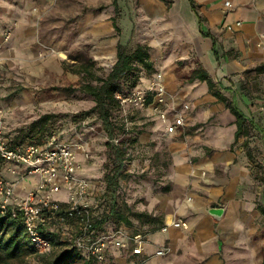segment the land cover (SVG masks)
I'll return each instance as SVG.
<instances>
[{
  "label": "crops",
  "instance_id": "obj_1",
  "mask_svg": "<svg viewBox=\"0 0 264 264\" xmlns=\"http://www.w3.org/2000/svg\"><path fill=\"white\" fill-rule=\"evenodd\" d=\"M110 1L114 10L123 4V0L115 4L104 0ZM129 1L137 8L134 20L138 18L149 26L146 45L151 48L156 35L170 33V40L187 48L183 54L195 57L188 72L205 70L224 100L212 95L206 82H187L180 77L188 72L177 77L166 72L163 78L167 85L168 121L172 122V109L186 104L189 111L185 126L176 134L169 135L162 124L157 125L167 140L171 158L169 191L159 196L157 210L164 224L180 217L188 228L154 232L149 235L144 255L131 256L127 251L125 255L150 257L157 246L165 244L171 261L181 258L196 264H261L264 72L255 69L264 67V48L257 46L259 35L264 34V0H193L195 10L190 0ZM224 1L231 6L225 8ZM89 20L91 17H86L80 27ZM112 29L116 31L104 25L103 31L90 33L89 54L99 65L113 64L117 45L125 46L130 38L128 35L123 41L121 33ZM139 40L138 44L145 42ZM229 107L236 108L244 120L237 137L236 117ZM151 119L157 121L155 117ZM211 208L223 210L220 220L208 215Z\"/></svg>",
  "mask_w": 264,
  "mask_h": 264
},
{
  "label": "rangeland",
  "instance_id": "obj_2",
  "mask_svg": "<svg viewBox=\"0 0 264 264\" xmlns=\"http://www.w3.org/2000/svg\"><path fill=\"white\" fill-rule=\"evenodd\" d=\"M106 11L110 12L103 17ZM136 11L129 0L119 3L116 10L111 1L105 3L104 0H0V110L7 129L19 136L43 114H55L46 128H61L60 131L70 135L73 141L80 138L90 151L84 160L85 171L91 169L87 175L96 180L95 194L101 195L100 199L105 202L100 210L107 214L115 203L117 211L132 221L130 227L149 239L150 234L161 232L164 225L157 208L159 196L164 194L162 189L168 186L171 165L167 140L157 126L162 123L152 120L146 110L121 107L117 116L124 124L126 134L111 141L114 144L121 142L126 150L125 171L115 195H108L104 181L108 138L97 115L90 112L93 102L88 96L63 90L67 84L80 81V76L65 72L63 66L90 65L93 61L89 54L92 47L90 33L103 31L104 25L112 28V18L119 29L118 32L112 29L113 32L121 33L123 41L126 36L130 37L125 45L127 49L131 50L139 39L146 45L149 26L140 23L138 18L134 20ZM88 16L91 20L81 28L80 24ZM6 33L11 35L9 40H5ZM170 39V33L156 35L154 46L149 49L155 72L139 89H148L151 82L161 76L167 91L163 78L166 72H173L177 77L188 72L189 63H195L193 54H183L187 48L182 43ZM94 61L99 76H105L111 69L112 63L99 65ZM29 180L31 178L26 179ZM142 211L154 219L144 218L140 222L131 216V213ZM122 226L125 224L120 220L107 224L114 231ZM125 254L115 253L117 264H196L190 259L171 261L168 259L170 252L161 258ZM38 257L33 252L23 261L11 264H45L48 259Z\"/></svg>",
  "mask_w": 264,
  "mask_h": 264
},
{
  "label": "built area",
  "instance_id": "obj_3",
  "mask_svg": "<svg viewBox=\"0 0 264 264\" xmlns=\"http://www.w3.org/2000/svg\"><path fill=\"white\" fill-rule=\"evenodd\" d=\"M230 6L224 1L225 8ZM9 38L10 33H6L5 40ZM257 46L264 48V34L259 35ZM165 94L166 86L158 76L148 89H135L129 94L116 92L114 97L121 107L148 110L163 124L165 132L172 135L185 126L189 106L184 104L181 109H172V122H169ZM62 134L53 131L40 145L10 144L0 110V215L21 221L29 246L38 254L52 250V242L45 232L55 227L63 234L66 230L72 231L71 246L89 253L97 261L104 260L108 246L127 251L131 256L144 255L145 247L150 244L146 234L123 229L95 234L93 188L80 175V157L86 160L90 151L80 138L71 141ZM28 178H31L29 183ZM169 228L187 229L188 223L173 217L165 222L161 232ZM169 252V247L163 244L157 246L153 256L161 258Z\"/></svg>",
  "mask_w": 264,
  "mask_h": 264
},
{
  "label": "trees",
  "instance_id": "obj_4",
  "mask_svg": "<svg viewBox=\"0 0 264 264\" xmlns=\"http://www.w3.org/2000/svg\"><path fill=\"white\" fill-rule=\"evenodd\" d=\"M112 1L113 4L116 3V0ZM190 2L192 8L195 10L194 1L190 0ZM111 20L112 26L118 32L119 29L116 25L115 18ZM149 49L150 47L147 45L136 44L129 50L125 46L118 44L116 47V60L105 76L96 74L98 69H94L93 61L90 65H80V67H76L75 65L63 66L65 72H72L80 76V81L67 84L63 90L69 93L76 92L83 94L92 100L93 106L90 112L97 115L98 119L101 121L102 130L108 138V141L105 143L106 162L104 163L105 194L108 195H115L119 187V181L124 175L126 160V150L122 143L117 141V143L114 144L111 141L126 134L124 124L117 116L121 106L114 95L116 92L129 94L135 89L141 88L144 83L148 81L147 77L155 72V67L150 59ZM255 70L264 72V67ZM180 77L186 79L187 82H193L194 80L206 82L209 92L218 99L224 100L216 88V85L209 78L208 73L202 68L193 69ZM126 107L131 110H137L131 106ZM229 109L236 117L237 137L240 134L244 120L242 119V114L236 108L229 107ZM55 117L56 115L53 113L43 114L32 122L29 129L21 136L17 134L13 135L7 129L4 121L6 137L10 144H43L51 132L61 130V128L53 126L46 128L51 119ZM35 128L38 130H35ZM62 137L73 141L70 135L66 136V132H63ZM80 161L83 164L80 175L87 179L93 188L92 210L95 234L101 235L114 231V229H109L107 224L119 220L123 221L125 224V226L121 227L124 231L129 233H141L139 231H134L133 228L130 227L132 221L128 216L117 211L115 203H112L107 214H104V212L100 210L104 200L100 199L101 195L97 197V194H95L97 186L96 180L87 175L88 172H91V169H88L87 172L85 171L84 163L86 161L81 157ZM261 181L262 185H264V177H262ZM162 190L163 193L168 192L169 186H165ZM260 211L262 215H264V205H262ZM131 214V216H134V218L140 222H143L144 218L148 220L154 219V216L148 215L143 211ZM148 222L149 221L144 223ZM45 235L48 236L52 242V250L46 254H38L29 246L21 221L17 218H11L8 215H0V262L2 264L21 262L35 252L38 254V258H48L44 261L45 264H117L114 257L115 253L125 252L113 246H108L104 260L97 261L89 253L71 246L73 237L72 231L66 230L65 234H63L54 227L52 230L46 231ZM261 264H264V260H262Z\"/></svg>",
  "mask_w": 264,
  "mask_h": 264
},
{
  "label": "water",
  "instance_id": "obj_5",
  "mask_svg": "<svg viewBox=\"0 0 264 264\" xmlns=\"http://www.w3.org/2000/svg\"><path fill=\"white\" fill-rule=\"evenodd\" d=\"M223 210L219 208H211L208 211V215L211 216L214 220H220L222 217Z\"/></svg>",
  "mask_w": 264,
  "mask_h": 264
}]
</instances>
